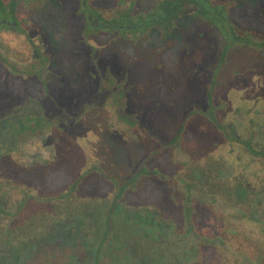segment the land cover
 <instances>
[{
  "label": "rangeland",
  "instance_id": "rangeland-1",
  "mask_svg": "<svg viewBox=\"0 0 264 264\" xmlns=\"http://www.w3.org/2000/svg\"><path fill=\"white\" fill-rule=\"evenodd\" d=\"M132 1L146 11L140 17L145 24L152 13L157 16L164 12L157 7L150 10L162 0H49L47 3L42 23L47 22L50 28L46 34L48 46L52 48L49 78L54 92L64 89L61 98L67 101L64 107L51 110V128L28 132L33 150L30 155L35 151L57 153L58 175L62 177L54 176L55 181L78 183L72 190L81 191L82 195L88 194L83 189L86 185L97 184L105 202L112 193L114 180L118 190L128 187L133 181L128 178L138 167L136 163L156 146L169 143L183 129L180 142L170 149L165 148L151 169L158 168L160 172L192 181L196 172L207 176L211 173L203 166L199 168L198 164L219 161L227 166L230 185L245 181L253 188L251 181L257 180L247 156L241 150L230 153L223 144L228 141L219 137L213 120L216 118L226 127L234 124L239 140L252 139L257 150L264 149V0H238L240 3L226 16L224 10H218L214 16L211 12V17H203L190 5L184 8L176 24L169 25L162 16V21L143 30L133 25L137 22V13L128 11ZM98 9L103 15L107 13V19L113 17L115 9L122 12L114 21L116 28L102 25V17L97 21ZM156 19L160 17L153 18ZM252 24L260 29L259 36L242 37L240 31L252 29ZM133 27L140 29L139 32L127 33L133 31ZM95 29L103 32L94 33ZM45 60H41L36 74L42 85H46L40 76ZM61 76L64 77L55 81L52 78ZM18 81V86L26 92L40 87L36 82L32 90L31 81L24 78ZM2 111L0 109V115ZM5 130L0 129V136ZM34 135L36 138H31ZM29 137L23 135L21 141ZM10 139L6 140H13ZM21 151L31 165L29 153L21 149L18 153ZM5 157L18 164L15 154ZM253 157L257 160H252V168L256 166L255 171L262 174L258 164L264 156L257 152ZM97 158H102L103 164L99 166L101 170L96 171L99 176L95 172L83 176V170L92 166ZM33 163L37 168L42 163L50 164L38 156L33 158ZM134 177L135 174V181ZM212 178L215 174L204 178V185L208 186ZM161 186L163 182L160 181L157 189L163 195L166 188ZM47 189L43 198L51 194ZM180 193L178 188L177 201L182 197L179 198ZM127 196L130 199L131 195ZM143 201L135 200L142 206L146 204ZM209 205L210 202L202 204ZM93 206L89 201L81 203L80 208L71 201L64 205L76 215L79 211H91ZM202 211L197 215L199 220L205 218V210ZM40 218L48 217L43 213ZM36 221L30 219L28 225L21 228L26 232L22 235H35L38 232L33 229ZM261 226L255 216V220L238 225V229H242L238 231L242 235H264ZM88 239L97 238L91 235ZM121 239L131 240L136 247L132 252H139L130 233Z\"/></svg>",
  "mask_w": 264,
  "mask_h": 264
},
{
  "label": "trees",
  "instance_id": "trees-1",
  "mask_svg": "<svg viewBox=\"0 0 264 264\" xmlns=\"http://www.w3.org/2000/svg\"><path fill=\"white\" fill-rule=\"evenodd\" d=\"M159 3L150 7V10L154 11L157 7L158 10L164 11L163 13L154 16L155 12L151 11L150 21L145 24L140 20V17L146 12L139 10L136 12L137 22L133 25L141 26L140 29L143 30L147 28L146 26L156 25L157 21H162V16L169 25L176 24V20L184 13V8L193 5V3L195 10L199 11L197 14L203 17H211V12L214 16L218 10H224L226 16L240 2L238 0H162ZM136 9L135 11H138ZM128 11L131 12V8ZM158 16L160 19L153 20ZM97 18L101 17L98 15ZM112 23L115 22L112 21ZM251 27L252 29L241 30L243 31L241 36L257 38L260 29L253 24ZM140 29L133 27V33L139 32ZM214 122L219 124L216 118ZM21 124L22 126L17 129L20 134L27 137H29L28 132L36 133L41 130L38 123L32 129ZM29 140L30 137L25 142L16 138L15 142H11L10 145L2 144L5 142L0 143V203L3 205H6V201L8 202L10 198L25 204L26 201H33L48 192L47 175L40 174L37 171L39 169L36 170L32 167L22 151L20 154L15 152L18 164L6 160L5 156L8 155V152L11 153V157L13 156L12 154L16 150L13 148L14 146L30 155L33 150ZM224 140L226 141V139ZM223 144L230 153L231 150L233 152L241 150L247 156V161L251 165L249 167L254 170L252 175L257 180L256 182L251 181L256 191L248 187L245 181L230 185L231 180L226 176L227 166L219 161L198 164L199 168L203 166L211 173L207 176L196 172L193 174L192 181H186L185 178H180V175L177 177V175L165 171L160 172L157 169L150 170V173L147 174L139 167L137 171L134 169L128 178L133 180L132 183H128V187L118 190L115 186L114 191L106 197L110 205L107 207L108 213H104L107 221H110L111 217L112 221L118 219V226H123V230L130 233L132 241L139 247V252L136 254L132 252V248L136 247L131 240H127L128 238L126 241L122 240L124 235H120L119 232L118 235H101L99 255L94 254L93 251L91 259H86L82 263L78 259H73L71 264H264V235H242V232L238 231L242 230L238 229V225H244L251 219L255 220V216L263 225L259 228L264 230V160L258 164L261 166L262 174L259 170L255 171L256 166L252 168V160H257L253 159V156L257 152L264 156V149L257 150L254 142L248 139H237V141H228ZM227 149L226 151H228ZM18 154L19 156H17ZM13 170L18 172L15 173ZM133 174H135V181ZM214 174L215 178L208 182V186L204 185V178L209 179ZM160 181L163 182L161 188H166L163 195L160 194V189H157ZM185 183L190 186V189H186ZM138 184L141 185V188L138 187ZM258 187L260 190L257 189ZM178 188L181 192L179 198L182 196L180 201H177ZM145 190L147 193H144ZM127 194L131 195L130 199ZM138 194L144 196L140 197L141 202L143 199L146 203L143 206L135 202V200L140 201ZM102 199L105 198L102 197ZM199 201L202 203L200 204ZM195 202L199 207H196ZM206 202H210L211 205L202 206ZM205 207L208 208L207 211ZM202 210H205L203 214L205 218L199 220L197 215ZM111 211L113 214L110 213ZM26 216L28 215L22 219L26 220ZM1 220L0 230H4L9 224L3 223ZM21 226L25 225L22 223ZM262 233L264 234V231ZM9 237V242H13L15 238L19 241L18 243L30 241L29 235H9ZM108 237L112 240H109ZM82 241L84 246L89 244L91 249L95 247L93 241L90 243L91 240L88 238H83ZM111 251L114 253L112 254Z\"/></svg>",
  "mask_w": 264,
  "mask_h": 264
},
{
  "label": "flooded vegetation",
  "instance_id": "flooded-vegetation-1",
  "mask_svg": "<svg viewBox=\"0 0 264 264\" xmlns=\"http://www.w3.org/2000/svg\"><path fill=\"white\" fill-rule=\"evenodd\" d=\"M48 2L49 0H0V109L3 110L0 115V129H6L4 131L5 134L0 136V143L5 142L2 144L7 143L10 145L11 142H15L16 138L21 139L23 135L17 129L22 126L21 123L30 129L35 128L38 123L41 129L45 127L48 130V128H51L52 117L49 115L52 113L51 110L55 108L59 109L66 105L67 100L61 98L62 92L65 93L64 89L61 88L58 92H54L52 89L54 86H52L51 78H49L51 77L49 59L52 48L48 46L46 34L50 28L47 22L45 25L42 23ZM130 5L132 6L130 7ZM193 5L192 8L195 10L196 8ZM129 7L134 13L140 10L137 3L133 1L129 4ZM135 9L138 11H135ZM195 11L197 12V10ZM98 12L99 9L97 14H100L99 16L102 17V25L114 26L113 28H116V24H113L112 21L117 20V15L122 12H118L115 9L113 17L110 19L105 18L107 13L103 15V13ZM89 22L92 23V21ZM93 23L95 24V22ZM100 31L95 29L94 33ZM127 33H133V31L129 30ZM124 36H128V34ZM43 59L46 60L40 76L46 85H42L36 77L38 67L42 65L41 60ZM63 77L52 78L55 81L56 78L62 79ZM22 78L27 79L28 82L31 81L32 90L35 89L34 83L36 82L39 83L40 87L32 92H26L25 88L18 86V80ZM10 87H13V89L8 90L7 88ZM217 121L219 124L213 120L215 124L213 126L218 132L219 137L229 142L239 140L240 136L236 135L234 124H229L226 127L222 122ZM218 128H221V130ZM182 132L183 129L179 130L169 143L156 146L153 151L142 157L138 161L139 163H136V167L137 165L138 167L135 170L137 171L140 167L147 174L150 173V170L157 169L159 171L158 168L151 169L150 167L156 166L158 155L163 153L165 148L170 149L171 146L177 145V142H180ZM233 135L235 137H231ZM8 138L13 140L7 141L6 139ZM31 138L36 137L34 135ZM249 140L253 141L252 139ZM47 148H50V146ZM14 149L16 150H14L12 155L19 152V148ZM8 155L11 156V153L8 152ZM36 156L47 160L50 164L46 165L42 163L40 168L35 167L33 158ZM29 158L31 165L33 164L32 166L36 170L39 169L37 171L40 174L44 173L47 175L49 181L48 187L51 194L46 198L37 197L33 201H26L25 204L11 198L8 202L6 201V205L0 203V216H3L0 219H2L3 223L9 224L7 228L0 230V264H71L73 259H78L82 263L86 259H91L93 251L94 254H100L101 247L99 243L101 235H118V232L120 235L127 234L123 230V226L121 227L122 229H119L117 218L115 221H112L111 217V220L107 221L104 213H108L107 207H109L110 202H107V200L103 202L99 185H86L83 189L88 191V194L82 195L81 191L72 190L75 186H78V183L62 184L55 181L54 176L62 177V175H58L57 153L50 150L45 152L35 151L32 155H29ZM101 160L102 158H97V161L92 166L89 165L87 167L86 173V170H83V176L92 172H95L94 174L99 176L96 171L101 170L100 165L103 166ZM53 163H56V166H51ZM90 168L91 170L88 171ZM13 172L16 173L18 171L13 170ZM66 176L67 174H64V177ZM114 181L115 183H113L114 186L112 185L113 190L111 192L114 191L117 184L116 180ZM141 196L143 195L138 194V200ZM67 201L76 202L79 208L81 203L86 201L93 202L94 206L91 211H88L89 209L86 210L87 213L84 210L83 212L79 211L76 215L70 212L69 208L64 207ZM43 213L48 218L41 219L40 217L43 216ZM110 213L113 214L112 211ZM19 214L22 215L18 216ZM25 215L28 216L25 217L26 220L24 219V221L22 217ZM32 218L37 219L33 229L38 232L34 233L35 235H30V241L21 244L15 238L13 242H9V235H22L26 233L22 231L21 228L25 226H21V224L28 225V221ZM91 235L97 238L93 241L95 244L93 249H91L89 244L88 246H84L82 241L83 238H88ZM79 254H83V258Z\"/></svg>",
  "mask_w": 264,
  "mask_h": 264
}]
</instances>
